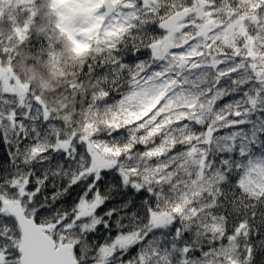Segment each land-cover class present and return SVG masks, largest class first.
<instances>
[{
  "label": "snow or ice",
  "instance_id": "6c2138e0",
  "mask_svg": "<svg viewBox=\"0 0 264 264\" xmlns=\"http://www.w3.org/2000/svg\"><path fill=\"white\" fill-rule=\"evenodd\" d=\"M0 264H264V0H0Z\"/></svg>",
  "mask_w": 264,
  "mask_h": 264
}]
</instances>
